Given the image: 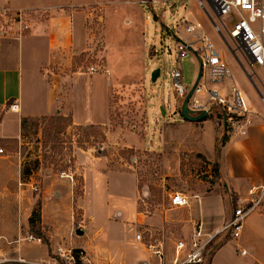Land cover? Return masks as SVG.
<instances>
[{"label":"rangeland","instance_id":"obj_1","mask_svg":"<svg viewBox=\"0 0 264 264\" xmlns=\"http://www.w3.org/2000/svg\"><path fill=\"white\" fill-rule=\"evenodd\" d=\"M197 1L171 0L165 5H153L154 11L134 5L129 0H126V5L108 3L106 12L103 6L98 5L84 9L85 49L79 54L77 51L70 54L68 60H71V66L68 65L64 75L72 76L77 73L88 78L92 76L89 73L91 67H97L98 73L103 74L106 69L103 55L106 35L114 46V60L121 57L118 53L120 49L137 52L141 60L144 56L147 68L145 76L133 75L115 88L110 97V121L106 126L77 127L70 121L71 117L58 123L55 121L58 115H55L47 119L29 120L18 142L0 141V148L4 150L0 154V260L6 259L0 264H29L27 261L30 258H37L47 250L49 257L40 264H70L65 255L72 253L76 258L73 247L77 242L81 244L96 241L99 222L90 225L84 237H75L76 229L88 227L87 221L82 222L83 211L79 206L85 192V176L84 165L78 167L77 160L78 155L83 152L103 158L112 171L133 173L136 176L140 192L139 210L148 214H168L169 219L164 228L142 234L144 243L147 244L159 240L164 242L166 249L168 247L173 250L177 240L186 238L192 232V223L189 224L192 218L183 211L191 212L192 205L202 194L213 191L225 193L223 183L220 182L221 173L216 168L219 159L209 157L200 148L202 131L199 126L179 127L184 120L180 115L184 100L177 98L176 103L174 102L175 93L170 79L171 71L177 68L175 49L178 42L170 31L186 12L191 20L197 18L196 9L204 15L198 8ZM261 2L264 4V0ZM182 3L184 5L179 9ZM29 12L33 19L35 13ZM210 13L213 26L223 28L226 21L218 19L214 12ZM134 14H138L136 19ZM124 16L137 21L139 30H136L135 23H130V20L126 21V26L123 25ZM222 34L225 41L215 32L216 45L226 51L249 84L253 86L252 81L256 84L260 91L258 99L263 101L262 75L248 66L247 57L240 48H236L224 28ZM169 54L172 55L171 61ZM199 59V55L192 53L181 60L184 85L187 88L197 78ZM158 68L161 69V75L156 83H152V73ZM226 84L229 86L228 82ZM61 85L63 92L60 94L69 95L72 89L70 81L63 80ZM76 91L82 110L88 104H94L96 89L89 83L77 84ZM222 93L226 98L227 89ZM245 96L248 103L249 99ZM161 107L165 108L166 116L162 115ZM55 125L62 127V132L57 136L53 133ZM217 129L221 135L217 141L220 147L222 133L218 127ZM159 140H162L160 145ZM143 145L144 149H140ZM120 177L111 176L112 192L116 191L114 185ZM126 180L127 177L124 178V184ZM96 191L97 187L90 182V204L91 196L98 194ZM175 192L187 197L188 205L183 211L174 210L171 205V197ZM129 193L128 188L126 194ZM235 208L237 205L233 204V210ZM253 215L249 220L250 225H256L258 221L257 216ZM107 230L110 231V227ZM31 237L34 239H30ZM214 243L210 248L212 255L217 249ZM58 244L62 246V252ZM231 247L229 258L232 257L234 261L237 256L239 260L249 258ZM133 249L134 247H130L128 250ZM51 258L56 260L52 261Z\"/></svg>","mask_w":264,"mask_h":264},{"label":"crops","instance_id":"obj_2","mask_svg":"<svg viewBox=\"0 0 264 264\" xmlns=\"http://www.w3.org/2000/svg\"><path fill=\"white\" fill-rule=\"evenodd\" d=\"M117 1L0 0V11L4 8H11L14 11L24 10L35 13V17L30 21L31 30L26 36L17 38L14 35L0 38V141L18 142L25 128H23V121L27 123L29 120L55 115L71 117L74 126L108 125L112 92L133 75L145 76L147 68L144 65V56L141 60L137 52H125L120 49L118 53L121 57L114 60L116 54L114 46L109 37L105 35L103 55L106 69L102 72L103 74H92L88 78H83L77 73L72 76L64 74L67 73L68 65L71 66V60H68L70 54L76 53L75 51L79 54L85 49L86 10L84 9L100 5L106 12L108 3L126 5V0L125 2L122 0L123 3ZM182 5L184 3L180 8ZM197 10V18L189 19L187 12L183 17L189 21L202 22L208 37L216 45L214 41L216 31L212 22L202 11L204 15ZM134 16L136 19L138 14ZM127 20H130V23L134 22L128 16H124L122 24L126 26ZM134 23L136 30H139V23L137 21ZM17 28L15 26V29ZM182 36L188 42L193 39L186 34ZM216 47L228 67L230 66V74L234 81L237 80L235 83L238 84L244 98L247 95L250 102L248 106L259 116L255 118L247 136L228 138L226 144L221 147V151H218L217 142L221 135L211 118L207 117V120L197 123L185 119L181 121L180 128L199 126L202 131L200 148L209 157L219 159L220 182L223 183L225 189V193L213 191L200 195L199 200L192 205L191 212L183 211L185 207H173L174 210L183 211L191 216L189 224L192 223L190 225L192 231L197 224H201L207 232L220 228L231 217L233 204L236 205L238 199L245 197L249 188L264 183V100L258 99L260 91L256 84L252 81L253 86L256 87L253 88L250 82L245 80L238 67L229 59L226 51L220 49L218 45ZM244 66L247 67V65ZM253 69L260 72L262 75V82H260L264 84V67H253ZM63 80H69L72 87L69 95L66 96L60 94L63 92L61 88ZM84 82L96 89L97 96L94 104L90 103L85 110H82L79 107L80 99L76 90L77 84ZM227 82L229 85L232 83L230 79H227L224 86H227ZM13 102L18 103L19 113H13L7 108L8 104ZM161 141L159 140V145ZM140 149H144V145ZM81 164L84 165L85 192L79 206L83 211L84 220L82 222H88L87 228L81 226L84 231L83 237L94 222H99L100 227L96 232L98 236L96 241L81 244L77 242L73 248L84 252L86 257H90L98 264H160L161 261L145 248V245L150 243H144V239L138 242L136 235L138 232L142 235L146 232L161 230L167 225L168 214L163 212L148 214L139 210L140 192L137 178L133 173L112 171L108 169L103 158L94 157L89 152L78 155V167H81ZM112 175L121 176L115 183L116 191L113 192ZM125 177H127L126 184H124ZM90 182L97 187L96 192L98 193L91 196V204L88 202ZM125 188L126 190L129 188V194H126ZM146 194L144 192L147 197ZM263 214H254L258 220L256 225H250L251 216L248 218L245 230L238 240H220L207 264H264ZM108 227L110 231L107 230ZM71 238L74 242L73 235ZM155 242L164 243L159 240ZM231 246L240 253L245 251L246 254L241 255L249 256V258L239 260L237 256L235 261L232 257L229 258L228 253ZM59 247L62 251V246L59 245ZM130 247L134 249L128 250ZM165 256L164 264H171L175 256L174 249L165 248ZM46 257H49L48 250L46 253L43 251L37 258H30L27 263L40 264L45 261ZM50 260L54 261L56 258Z\"/></svg>","mask_w":264,"mask_h":264},{"label":"built area","instance_id":"obj_3","mask_svg":"<svg viewBox=\"0 0 264 264\" xmlns=\"http://www.w3.org/2000/svg\"><path fill=\"white\" fill-rule=\"evenodd\" d=\"M169 1L171 0H129L134 5L151 8L153 11V5H165ZM197 5L210 21H213L210 11L214 12L218 19L226 21L222 27L227 31L236 48H240L244 54L246 51L253 59L251 63L247 58L250 68L264 67V4L261 0H199ZM31 19L32 13L29 11L4 8L0 11V38L14 35L17 38L24 37L31 30ZM15 26L18 28L15 29ZM213 27L225 41L222 34L223 28L216 25ZM170 32L178 39L175 49L177 68L170 73L175 93L174 102L176 103L177 98L184 100L196 82L195 80L190 88L185 87L181 60L192 53L197 54L202 63V77L189 101L188 108L197 114L203 111L208 112V117H211L220 129L222 138L247 136L259 114L248 106L230 74L227 63L214 42L208 37L203 23L189 21L183 17ZM182 34L191 36L193 39L188 42ZM169 59L171 61V54ZM98 72L97 67L89 68L91 75ZM227 79H230L232 83L224 86ZM224 89H227L226 98L222 93ZM204 97L207 98L204 99ZM9 111L19 113L18 103L13 102L9 106ZM3 153L4 150L0 148V154ZM171 205L174 208L186 207L187 197L180 192H175L171 197ZM236 205L237 208L233 210L229 220L215 231L207 232L201 224H197L187 238L177 240L174 243L175 256L171 264H207L212 256L210 248L213 242L217 246L216 242L220 240L227 238L238 240L243 234L248 218L255 213H264V183L249 188L246 196L238 199ZM136 240L142 242V235L138 233ZM145 248L161 261L160 264H164L166 256L162 242L150 243L145 245ZM241 254L245 255L246 252L242 251ZM65 256L70 264H98L86 257L84 252H80L77 259L72 253ZM5 261L6 259H1L0 263Z\"/></svg>","mask_w":264,"mask_h":264},{"label":"water","instance_id":"obj_4","mask_svg":"<svg viewBox=\"0 0 264 264\" xmlns=\"http://www.w3.org/2000/svg\"><path fill=\"white\" fill-rule=\"evenodd\" d=\"M245 55L252 63L253 59L249 56V54L246 51H245ZM199 63H200V67H199V71H198V75H197V79H196L195 85L192 87V89L189 91V93L185 97V99H184V101L182 103V106H181V110H180V115L185 120H187L189 122H194V123L202 122L205 119H207V117H208V112H206V111H203V112L197 114V113L191 111L188 108L189 101H190L191 97L193 96V93H194V91L196 89V86H197L199 80L202 77V63H201L200 59H199ZM160 75H161V69L160 68H158L155 71H153L152 76H151L152 83H156L158 78L160 77ZM160 111H161L163 116H166V110H165L164 107H161ZM76 235L83 236L84 235V231L79 228V229L76 230Z\"/></svg>","mask_w":264,"mask_h":264},{"label":"trees","instance_id":"obj_5","mask_svg":"<svg viewBox=\"0 0 264 264\" xmlns=\"http://www.w3.org/2000/svg\"><path fill=\"white\" fill-rule=\"evenodd\" d=\"M12 103H9L8 104V106H7V108H9V106L11 105ZM48 117H45V118H43V119H47ZM67 118H70V117H65V116H59L58 115V117H56L55 118V121H58V123H61L62 121H66L67 120ZM210 118V117H209ZM208 119V118H207ZM207 119H205V120H207ZM204 120V121H205ZM70 121L72 122V120H71V118H70ZM72 124H73V122H72ZM25 125H26V121H23V128L25 127ZM94 126V125H93ZM77 127H82V126H77ZM62 132V127H60V125H55V127H54V129H53V133H54V136H57L59 133H61ZM51 133V132H50ZM227 140H228V137H226V136H224L223 138H222V145L220 146V147H218V151H221V147L222 146H224L225 144H226V142H227ZM217 171L219 170L220 171V169H219V164L217 165ZM219 174H220V172H219ZM31 222V225H32V223H33V221L31 220L30 221ZM81 251L80 250H74V254H75V256H76V258H78V254L80 253Z\"/></svg>","mask_w":264,"mask_h":264}]
</instances>
